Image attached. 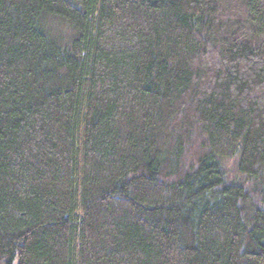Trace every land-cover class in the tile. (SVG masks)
Returning a JSON list of instances; mask_svg holds the SVG:
<instances>
[{
  "label": "trees",
  "instance_id": "obj_1",
  "mask_svg": "<svg viewBox=\"0 0 264 264\" xmlns=\"http://www.w3.org/2000/svg\"><path fill=\"white\" fill-rule=\"evenodd\" d=\"M0 264H264V0H0Z\"/></svg>",
  "mask_w": 264,
  "mask_h": 264
}]
</instances>
